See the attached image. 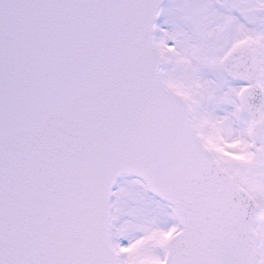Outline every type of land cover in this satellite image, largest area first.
Wrapping results in <instances>:
<instances>
[{
	"label": "snow or ice",
	"instance_id": "6c2138e0",
	"mask_svg": "<svg viewBox=\"0 0 264 264\" xmlns=\"http://www.w3.org/2000/svg\"><path fill=\"white\" fill-rule=\"evenodd\" d=\"M0 264H264V0H0Z\"/></svg>",
	"mask_w": 264,
	"mask_h": 264
}]
</instances>
